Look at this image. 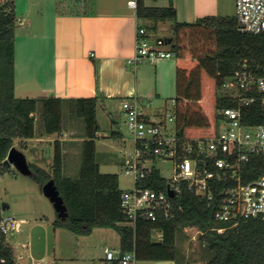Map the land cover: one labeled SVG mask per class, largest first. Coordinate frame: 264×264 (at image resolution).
<instances>
[{
    "label": "trees",
    "instance_id": "16d2710c",
    "mask_svg": "<svg viewBox=\"0 0 264 264\" xmlns=\"http://www.w3.org/2000/svg\"><path fill=\"white\" fill-rule=\"evenodd\" d=\"M137 15L146 20L173 21V49L178 65L175 98L176 130L182 136L208 137L217 134L222 119L221 111L238 104L223 89L227 79L245 63L251 72L264 76V33L244 32L237 16L208 15L196 22H180L174 5L147 6L137 0ZM19 25L15 0H0V179L14 173L5 163L15 140L27 148V141L35 137V113L38 102L43 104L46 133L63 131L64 100L49 96L17 98L15 96V37ZM147 27L150 31L152 28ZM153 30V29H152ZM167 40H169L167 38ZM193 63V64H190ZM192 65V66H191ZM100 98L81 97L71 100V111L86 123L83 160L77 178L63 175L62 143H54L51 171L30 163L32 177L41 188L50 179L68 206L69 217L54 221L55 228H66L77 235H89L96 227L113 228L120 234V248L134 251L139 261H179L178 236L188 227H198L199 237L213 256L204 264H264V216L242 220L233 226L216 218V201L212 207L203 197L183 183L182 192L173 199L169 216L158 212L157 219L138 216L131 223L124 212L117 173L102 172L97 161V138L101 130L98 121ZM244 123H264L261 101L242 109ZM246 181L264 175V156L253 155L244 165ZM145 186L164 190L167 179L154 166L143 182ZM215 193L222 187L217 184ZM219 228H225L223 232ZM161 233V238H156ZM5 264H16L14 249L1 244ZM191 264V263H188Z\"/></svg>",
    "mask_w": 264,
    "mask_h": 264
},
{
    "label": "crops",
    "instance_id": "0c3cea01",
    "mask_svg": "<svg viewBox=\"0 0 264 264\" xmlns=\"http://www.w3.org/2000/svg\"><path fill=\"white\" fill-rule=\"evenodd\" d=\"M130 1L15 0L19 22L15 37V93L20 92L21 98L56 96L64 100L63 131L47 134L46 137L44 134L36 137L35 132V137L26 140L27 148L22 151H29L27 149L38 142H49L52 147V167L54 143L60 140L65 177H69L66 176L67 156L79 157V166L77 165L74 172L76 176L71 178L79 176L83 160L80 157H83L86 139L85 129L80 127L78 121L80 118L71 111L72 99L99 97V105L105 108L115 126L111 135L106 137L117 140L119 144L126 143L124 133L110 110L112 102L118 100L119 110L123 112L121 102L137 95L143 100L142 110L152 114L150 108L154 102L147 106L146 98L151 97L152 101L153 95H156L159 99H165L164 106L167 107L177 96L178 65L189 66L188 61L171 57L157 61L144 60L133 71L128 59L135 54L137 28L151 27L152 34L169 39L172 37L174 22L142 19L137 15V7H132ZM144 3L147 6L174 5L177 20L180 22H196L208 15H236V0H144ZM144 62L156 67L155 86L153 93L140 95L139 69ZM184 63L186 64L183 65ZM41 105L43 106L39 101L38 110ZM161 108L155 112L162 110ZM30 152L34 160L32 163L39 165L36 162L38 154L33 149ZM54 215L55 244L52 248L47 237L41 236L42 239L38 240L40 233H34V229H26V218H17L14 215L23 223L19 231L11 233L5 239V244L14 249L16 264H63L65 260L73 259L71 256L64 258L59 242V238L63 237L61 230L64 228L54 227V221L58 218L57 212ZM45 218L48 221V217ZM159 234L158 239L162 235Z\"/></svg>",
    "mask_w": 264,
    "mask_h": 264
},
{
    "label": "built area",
    "instance_id": "2783aa9c",
    "mask_svg": "<svg viewBox=\"0 0 264 264\" xmlns=\"http://www.w3.org/2000/svg\"><path fill=\"white\" fill-rule=\"evenodd\" d=\"M137 7V0H131ZM236 16L240 29L250 33H264V0H236ZM93 55V54H92ZM175 56L172 38L157 37L145 26L136 32V47L128 64L134 67L144 61H157ZM237 102V107L222 109L217 134L208 137L182 136L176 130L175 99L173 109L153 114L142 110L143 100L135 95L122 102L127 116L131 144L123 155L125 174L132 177V188L123 194L122 207L131 223L138 216L157 219L159 211L169 216L173 199L182 192V184L208 201L210 207L217 201L215 216L233 226L242 220L264 216V175L246 181L244 166L251 156H264V123L247 125L242 109L261 101L264 107V76L251 72L245 63L223 87ZM152 103L146 98L147 106ZM173 122L174 126L169 127ZM127 143V139L125 138ZM170 161L173 176L167 179L164 190L145 186L148 172L161 161ZM190 165V166H189ZM157 167V166H156ZM221 184L219 194L215 189ZM23 221L0 211V264H5L1 244L13 232L21 229ZM225 228H219L223 232ZM134 251L124 252L120 247L108 248L98 264H137Z\"/></svg>",
    "mask_w": 264,
    "mask_h": 264
},
{
    "label": "rangeland",
    "instance_id": "374dc122",
    "mask_svg": "<svg viewBox=\"0 0 264 264\" xmlns=\"http://www.w3.org/2000/svg\"><path fill=\"white\" fill-rule=\"evenodd\" d=\"M65 1V0H64ZM233 13L235 10L232 11ZM173 32V30H172ZM174 34L172 33V40ZM173 45V42H172ZM173 59L178 60L177 57ZM184 62V61H183ZM184 63L183 65H185ZM135 71V67L130 65ZM147 67V68H146ZM156 67L149 63H141L139 69V93H153L155 86V69ZM20 92L15 93L17 98H21ZM153 106L150 108L151 113H155L156 109L161 108L162 112H166L168 109H173L171 102L168 106H164L165 99H159L156 95L152 97ZM122 104V102H121ZM113 118L118 121L120 130L124 133L127 143H120L117 140L106 136L111 135V130L115 128L112 124V119L108 112L101 105L98 107V121L101 126L99 136L97 138V161L101 165L102 172H112L119 174L120 185L122 189H127L132 186V177L125 174L123 168V155L126 148L131 144L132 135L128 129L127 116L124 112L119 110V101H113L110 105ZM43 106L39 108L36 114L35 132L36 137H42V134L47 136L45 123L42 113ZM80 121V127L85 129L86 123L83 118L78 119ZM173 122L169 123V127L172 128ZM28 145V142H26ZM20 140H15V146L19 149ZM53 144V143H52ZM30 149H33L38 154L36 161L41 167L47 171H51L52 161V147L49 142L37 143L35 146H30L29 151H24L29 163L34 162ZM22 150V149H21ZM82 155L80 159L82 160ZM67 169L66 176L75 177V169L79 162V157L67 156ZM80 160V161H81ZM79 166V165H78ZM160 169L161 174L170 179L173 176V165L170 161L161 160L156 164ZM190 166V165H189ZM14 173H8L0 179V211L5 214H12L17 218H26V229H34V233H40L38 240H41V236L48 238L50 247L54 246L53 239V218L55 208L53 203L47 198L41 185L32 177L24 175L12 166ZM7 206H10L7 207ZM48 217V221L47 218ZM62 235L59 238L62 253L64 258L69 256L73 259L65 260L63 264H98V262L105 255V251L108 248L120 247V234L113 228L96 227L89 235H77L70 230L64 228ZM23 234V233H22ZM15 238H17V235ZM21 235V234H20ZM201 230L198 227H188L178 236V246L180 249L179 261L173 260H161V261H139L137 264H204L212 256L213 253L201 243L199 237ZM160 234L156 233V238H159ZM66 255V256H65ZM53 260V258H52ZM52 264V262H51Z\"/></svg>",
    "mask_w": 264,
    "mask_h": 264
},
{
    "label": "water",
    "instance_id": "95a60500",
    "mask_svg": "<svg viewBox=\"0 0 264 264\" xmlns=\"http://www.w3.org/2000/svg\"><path fill=\"white\" fill-rule=\"evenodd\" d=\"M5 163L16 167L17 170L24 175H33V170L30 167L27 156L16 146L12 147L10 150ZM42 190L44 195L53 203L58 217L62 220H66L69 217L68 206L66 205L65 200L57 187L55 179L52 178L46 182L42 187Z\"/></svg>",
    "mask_w": 264,
    "mask_h": 264
}]
</instances>
